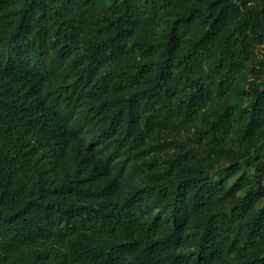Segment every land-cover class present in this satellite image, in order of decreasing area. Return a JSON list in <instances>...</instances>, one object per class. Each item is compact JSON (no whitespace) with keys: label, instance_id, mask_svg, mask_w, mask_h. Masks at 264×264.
Returning a JSON list of instances; mask_svg holds the SVG:
<instances>
[{"label":"trees","instance_id":"trees-1","mask_svg":"<svg viewBox=\"0 0 264 264\" xmlns=\"http://www.w3.org/2000/svg\"><path fill=\"white\" fill-rule=\"evenodd\" d=\"M106 1L0 0V264H264V0Z\"/></svg>","mask_w":264,"mask_h":264},{"label":"rangeland","instance_id":"rangeland-1","mask_svg":"<svg viewBox=\"0 0 264 264\" xmlns=\"http://www.w3.org/2000/svg\"><path fill=\"white\" fill-rule=\"evenodd\" d=\"M115 1H118V0H107L106 3L107 5H111ZM19 8H20V4L16 6L15 10L12 11V14L14 15L15 13H17ZM167 26H168V19L165 22L159 23L157 25V29H156V42L157 43H161L165 39V32H166ZM239 85L242 91V96L236 100V103L237 105H240V106H246L248 104V89H247L248 87L245 81L243 80V78L240 79ZM126 185H127L126 188L129 191L133 187L138 186V182L137 180L131 181L126 178ZM263 207H264V198L258 202L256 208L261 209Z\"/></svg>","mask_w":264,"mask_h":264}]
</instances>
